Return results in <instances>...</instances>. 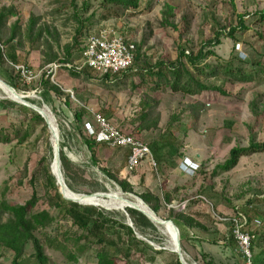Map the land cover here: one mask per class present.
<instances>
[{
    "label": "rangeland",
    "instance_id": "rangeland-1",
    "mask_svg": "<svg viewBox=\"0 0 264 264\" xmlns=\"http://www.w3.org/2000/svg\"><path fill=\"white\" fill-rule=\"evenodd\" d=\"M166 5L172 7V14L166 13ZM112 9L106 0H0V14L8 13L0 30V80H10L18 93L36 105L15 102L0 89V128L26 133L22 141L0 143V202L23 204L35 193L36 210L47 208V194L52 189L45 173H51V165L58 173L53 135L58 127L60 142L67 143L65 154L83 171L72 181L76 191L57 183L64 195L63 188L74 194L110 193L93 198L125 214V205L143 202L139 193L153 191L161 200V209L154 214L160 220L175 215V220H170L179 228L181 251L190 264H245L229 239L227 221L242 211L261 222L251 226L254 260L264 251V152L240 157L226 172L217 167L232 147L264 141V80L240 82L218 77L208 82L224 94L208 91L187 96L150 92L146 86L133 89L130 83L139 81L136 72L112 78L119 86L107 88L102 75L92 72L90 80L74 77L67 64L79 60L90 34L113 27L136 44L141 64L172 61L181 46L196 51L204 42L219 39L212 49L220 60L241 58L247 68L264 69V0H139L137 9L118 10L117 16H112ZM68 54L74 60L60 62ZM50 83L62 94L51 91ZM45 91L50 95L47 101ZM81 110L84 115L77 121L74 114ZM144 110L148 116L141 122L139 115ZM93 113L104 115L111 124L146 142L153 158L154 149L160 148L164 163L154 158L153 165L147 158L133 172H127V150L105 144L97 146L92 159L84 139L88 138L85 124L94 122ZM37 114L44 124L34 118ZM155 121L158 123L153 127ZM172 155L176 159L170 162ZM184 158L195 161L197 170L181 167ZM103 168L128 181L132 192L122 190ZM165 193L172 196L170 203L164 200ZM111 202L121 203L122 208ZM0 216L3 220L8 217L1 210ZM159 221H154L156 231L137 232L140 239L163 249L153 262L139 257L141 264H172L178 258L170 249L173 243L167 226L171 224ZM66 223L70 225L59 220L61 225ZM33 252L28 244L23 261L34 264ZM44 253L50 264H95L92 259L68 261L61 251L46 245ZM13 259V252L0 248V264H13Z\"/></svg>",
    "mask_w": 264,
    "mask_h": 264
},
{
    "label": "trees",
    "instance_id": "trees-1",
    "mask_svg": "<svg viewBox=\"0 0 264 264\" xmlns=\"http://www.w3.org/2000/svg\"><path fill=\"white\" fill-rule=\"evenodd\" d=\"M106 1L114 7L111 11L114 14L112 16H117L118 10L137 9L139 7V0ZM172 11V7L166 5V13L172 14ZM262 17L264 20V13H262ZM7 18L8 13L0 14V30L5 26L4 22ZM239 18L241 21L242 17ZM229 34L233 36L232 31ZM219 42V39L204 42L196 51H187L185 47L181 46L176 59L159 61L154 65L145 62L141 64L142 61H140V55L134 43L135 60L133 66L118 74H103L101 76L102 84L107 88L112 87V84L119 86L111 79L127 72H136L139 81L130 83L133 89L146 86L150 92L198 96L208 91L224 94L225 92L220 87L208 82L210 79L218 77L240 82L264 80L263 68L256 70L247 68L241 58L237 60L232 58L220 60L212 49ZM1 56L2 51L0 49ZM9 57L14 59L12 54ZM210 57H214V60H208ZM73 60L72 54H68L60 62L70 63ZM69 73L71 76L83 77L86 80H90L92 77V71L87 67L81 70L69 68ZM8 83L17 89L10 80ZM44 83L48 84L49 81ZM50 90L55 94H62L60 88L54 84L50 85ZM49 96V91L43 93L46 101L49 100ZM146 112L147 110H144L140 113L141 122L147 118L148 113ZM74 115L76 120L80 121L84 112L81 110L75 112ZM34 118L39 119L41 124H44V120L40 115L37 114ZM157 123L158 121L153 122L152 126L155 127ZM25 136L26 133L22 135L19 130L9 132L4 128H0V143H9L15 139L22 141ZM161 140L164 141V137ZM154 142H156L154 145L158 146V141ZM84 143L91 151L93 159L94 150L100 143H97L92 137L85 138ZM65 147H67V143L60 142L61 169L68 187L76 191L72 181L76 175L83 171L67 157L64 152ZM159 151L160 148L154 149V158L159 163H164L165 158ZM257 152H264V141H251L246 147H232L228 158L217 168L224 172L229 171L237 165L240 157ZM175 159L176 155H172L169 161L173 162L172 160ZM102 171L109 179L116 181L122 190L132 192V186L128 181L119 180L118 175L113 171L105 168ZM45 174L48 185L52 189V192L47 194V208L36 210L38 198L35 193L23 204H10L5 200L0 202V210L8 215L5 220L0 216V248L14 253L13 264H27L25 260L23 261V256L28 244H32L34 250V264H50L47 255L44 253L45 245L61 251L68 261L74 263L79 262L82 258L86 261L92 259L95 264H120L119 260L123 261L122 264H141L137 261L139 257L153 262L156 255L163 251V249L154 248L137 236V232L144 234L148 229L157 230L154 223L142 212L125 207V214H123L113 209L66 200L58 190L54 175L49 170ZM100 189L105 190V187L100 184ZM138 196L158 215L161 209V200L157 195L151 191H144L139 193ZM163 198L166 203H170L172 200L169 193H165ZM127 215L132 222V226L127 224ZM175 218V215H169V219L175 220ZM60 219L70 222V225L68 223L65 225L59 224ZM159 239L162 240V238ZM182 239L181 235L180 240ZM229 239L231 243H234L231 237ZM172 264L181 263L177 258ZM253 264H264V251L259 252L253 260Z\"/></svg>",
    "mask_w": 264,
    "mask_h": 264
},
{
    "label": "built area",
    "instance_id": "built-area-1",
    "mask_svg": "<svg viewBox=\"0 0 264 264\" xmlns=\"http://www.w3.org/2000/svg\"><path fill=\"white\" fill-rule=\"evenodd\" d=\"M134 60V42L113 27H103L87 37L82 46L79 60L75 64H67V66L76 70L87 67L100 75L118 74L132 67ZM23 70L31 74L28 69ZM93 119L94 122L85 124L88 137L112 148L127 149L125 165L127 172L135 170L140 162L147 158L153 165H156L150 146L146 142L111 124L102 114L93 113ZM197 166L198 164L191 159L184 158L181 162V167L186 170L195 171ZM227 221L230 225L229 234L235 243L236 251L244 259L245 264H253L255 233L251 226H258L261 223L260 220H251L246 213L238 210L230 218H227Z\"/></svg>",
    "mask_w": 264,
    "mask_h": 264
},
{
    "label": "water",
    "instance_id": "water-1",
    "mask_svg": "<svg viewBox=\"0 0 264 264\" xmlns=\"http://www.w3.org/2000/svg\"><path fill=\"white\" fill-rule=\"evenodd\" d=\"M6 83V82H5ZM6 85L15 93L16 97L18 98V101H15V102H18L20 104H23L25 106H36L34 103H31L26 95H23V94H20L18 93L11 85H9L8 83H6ZM46 121V120H45ZM54 122H55V119H54ZM47 123V121H46ZM56 126H57V123L55 122ZM48 125V124H47ZM48 129H49V126H48ZM49 132H51V129H49ZM55 136V140H56V154L54 159L57 160V165H58V173H55L52 169V165L50 166V170H51V173L54 175L55 179H56V183H62L64 187H68V185L66 184L65 182V179H64V176H63V172H62V169L60 168L61 167V161H60V138H59V129L58 127H56V130H54V134ZM51 141V139H50ZM52 144V143H51ZM52 146V145H51ZM60 194L62 195V197L66 200H70V201H73V202H77L79 204H84V205H95V206H100V207H103V208H106V209H112L110 208L109 206H106V205H103L101 203H98V202H91V201H84V199L88 198V197H94V198H97L99 199L100 197H107L110 195V193H103V192H96V193H93V194H85V193H76L78 196H80V199L81 200H77L75 198H71V197H67L63 194L62 190L61 189H58ZM125 207H130V208H134L140 212H142L144 215H146L154 224H155V220L154 218H152L151 216L148 215V213H146L145 211H143L142 209L138 208L137 206H135L134 204H127L125 205ZM124 207V208H125ZM122 208V209H124ZM157 220L159 221L160 219L157 218ZM159 222H168L170 223L175 232H176V249H174L173 251L175 253H177L178 255V259L180 261L181 264H188L186 263V261L184 260V258L182 257L181 253H180V250L182 249L181 248V245H180V231H179V228L174 224V222L170 219H165V220H160ZM127 224L132 226V222L130 220V218L128 217L127 215Z\"/></svg>",
    "mask_w": 264,
    "mask_h": 264
},
{
    "label": "bare ground",
    "instance_id": "bare-ground-1",
    "mask_svg": "<svg viewBox=\"0 0 264 264\" xmlns=\"http://www.w3.org/2000/svg\"><path fill=\"white\" fill-rule=\"evenodd\" d=\"M0 89L7 93L6 97H8L9 99H12L14 101H18V98L16 97L15 93L12 90H10L8 88V86L4 82H2L1 80H0ZM63 190L65 192V195H67V197H71V198H75L77 200H81L80 196H78L76 193L74 194L65 188H63ZM84 201L96 202V199H94L93 197H88V198L84 199ZM111 205L121 207V203H118V202H111ZM136 205L140 209H142L143 211L148 213V215L152 216L155 220H157V217L154 214V212L150 208H148L143 202L137 200ZM156 223H157V221H156ZM167 228H169V230H170L171 241L173 243V246L170 249L174 250V249H176V232L171 225H168ZM180 253H181L182 257L184 258V260L186 261V263H189L187 258H186V255L183 253V251L180 250Z\"/></svg>",
    "mask_w": 264,
    "mask_h": 264
},
{
    "label": "crops",
    "instance_id": "crops-1",
    "mask_svg": "<svg viewBox=\"0 0 264 264\" xmlns=\"http://www.w3.org/2000/svg\"><path fill=\"white\" fill-rule=\"evenodd\" d=\"M126 150H127V149H126ZM144 191H151V190H143V192H144ZM151 192L153 193V191H151Z\"/></svg>",
    "mask_w": 264,
    "mask_h": 264
}]
</instances>
